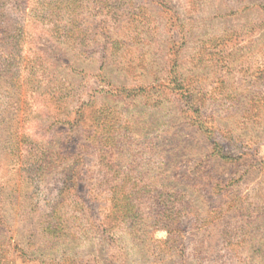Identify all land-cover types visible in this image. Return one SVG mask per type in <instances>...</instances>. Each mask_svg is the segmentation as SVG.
<instances>
[{"label": "rangeland", "instance_id": "374dc122", "mask_svg": "<svg viewBox=\"0 0 264 264\" xmlns=\"http://www.w3.org/2000/svg\"><path fill=\"white\" fill-rule=\"evenodd\" d=\"M0 264H264V0H0Z\"/></svg>", "mask_w": 264, "mask_h": 264}, {"label": "trees", "instance_id": "16d2710c", "mask_svg": "<svg viewBox=\"0 0 264 264\" xmlns=\"http://www.w3.org/2000/svg\"><path fill=\"white\" fill-rule=\"evenodd\" d=\"M179 87H181V85H179ZM141 90H144V89H141ZM58 94H59V91H58ZM51 95L53 97L56 96L52 93V91H51ZM160 102H161V100H159V98H158L157 103L159 106H160ZM81 114L82 113L80 112V110H77L75 112L76 116H80ZM100 114H102L101 110H100V112H98V118H99ZM175 115H176V117H178L176 111H175V113H173V117ZM100 118H101V116H100ZM74 122L75 121H72L71 124H73ZM169 123H170L169 126L166 128L167 132L163 133V131H162V133H161V139L165 142V144H168V145H165L166 150H167L166 154H168L170 156L172 155V156L183 157V155L187 154V150H186V147L184 144V142H186V141H182L183 136L180 134V129H179L180 126L178 125V123H176L173 120H170ZM199 134L203 135L202 133H199ZM256 134H258L257 131H256ZM195 135H196V133H195ZM254 138L259 139L258 135H255ZM188 148H189V150H192L193 153L199 159L201 158L202 160H205L206 164L209 163L207 161L208 159H213V158L218 159L220 162H222L224 164H229V163H232V161H233L232 160L233 156H231L229 153H225V154L221 155L218 152H215V149L213 147L210 149L208 147V145L204 144L203 142H200V144H196V145H193V146L188 147ZM208 168H210V167H208ZM209 171H211V170H209ZM58 181H59V184H61L59 191H62V189H65L64 186L68 185V181L62 175H60L58 177Z\"/></svg>", "mask_w": 264, "mask_h": 264}]
</instances>
